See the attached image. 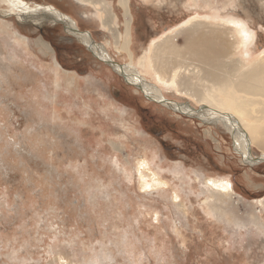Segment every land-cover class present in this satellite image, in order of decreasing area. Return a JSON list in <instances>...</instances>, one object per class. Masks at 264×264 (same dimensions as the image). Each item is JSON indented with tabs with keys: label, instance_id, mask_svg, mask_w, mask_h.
<instances>
[{
	"label": "rangeland",
	"instance_id": "rangeland-1",
	"mask_svg": "<svg viewBox=\"0 0 264 264\" xmlns=\"http://www.w3.org/2000/svg\"><path fill=\"white\" fill-rule=\"evenodd\" d=\"M106 1L115 15L112 31L75 0L17 4L72 19L113 63L132 62L165 100L196 110L152 73L154 43L177 34L182 47L184 26L196 20L229 26L237 40H247L237 32L241 22L249 32L243 58L264 54V0H128L127 16L118 0ZM9 2L0 5V264H264V207L256 204L264 199V161L244 164L219 124L146 99L61 24L30 12L35 22L20 21L5 12ZM126 21L131 60L118 51ZM250 147L254 159L262 155ZM141 157L164 186L140 189ZM204 179L228 180L255 199L235 191L227 216L212 214ZM174 192L182 206L171 199Z\"/></svg>",
	"mask_w": 264,
	"mask_h": 264
},
{
	"label": "bare ground",
	"instance_id": "bare-ground-1",
	"mask_svg": "<svg viewBox=\"0 0 264 264\" xmlns=\"http://www.w3.org/2000/svg\"><path fill=\"white\" fill-rule=\"evenodd\" d=\"M13 1L12 8L5 11L8 15L16 13L20 21L35 22L36 19L29 18L30 13H40V17L47 25L61 24L65 33L78 39L95 58L113 63L104 47L97 45L88 32L79 31L72 19L50 7L27 8L22 2L20 6L17 4L18 0ZM75 2L91 6L98 13V20L103 29L112 31L115 28L113 26L115 15H112L106 0H75ZM7 4L11 5L9 0L0 2V5ZM118 4L127 16L128 0H118ZM239 25L243 26L241 22ZM241 26L237 28L239 29L237 32H241L248 40L249 32ZM5 27L9 29L8 24ZM128 27L129 21H126V31L121 36L123 42L118 51L125 52L131 60ZM121 37L115 36V40H121ZM183 37L182 47L177 45V34L166 35L154 43L152 50L150 49V67L162 86L178 93L183 99L194 101L200 107L199 110L187 103L178 104L165 100L159 85L147 82L132 62L124 66L112 64V68L126 83L138 88L146 99H151L174 112L195 117L203 123L219 124L234 139V150L242 157L244 164L252 165L264 161V54L248 62L249 59L243 58V55L249 56L247 40L245 38V40H241L242 38L237 40L235 29L221 24L193 21L190 25L184 26ZM37 45L43 51L50 52L45 42L39 40ZM145 57L143 55L138 61L142 68ZM53 66L59 68L55 60ZM67 82L68 85H74L72 79H68ZM251 145L257 146L262 151V155L257 159L250 154ZM135 172L140 189L144 192L148 193L165 185L158 169L155 171L149 169V164L143 157L137 159ZM200 184L203 186L201 193L205 195L208 212L225 218L226 208L231 203L232 195L235 194L232 183L224 179L220 181L204 179ZM171 199L176 205L182 206L176 192ZM256 204L264 207V199L256 200ZM256 217L255 215L253 222L260 226Z\"/></svg>",
	"mask_w": 264,
	"mask_h": 264
},
{
	"label": "trees",
	"instance_id": "trees-1",
	"mask_svg": "<svg viewBox=\"0 0 264 264\" xmlns=\"http://www.w3.org/2000/svg\"><path fill=\"white\" fill-rule=\"evenodd\" d=\"M55 53H56V51H55ZM56 60H57V62L63 67V68H65L66 69V66L63 64V62L60 60V58L58 57V55H57V53H56ZM145 124V123H144ZM146 126V125H145ZM233 188L235 189V191H236V193H237V190H236V188L233 186ZM238 194V193H237ZM238 195H240V196H242V194H238ZM244 196V195H243ZM242 196V197H243ZM243 198H246V199H248V200H252V199H255V198H248V197H246V196H244Z\"/></svg>",
	"mask_w": 264,
	"mask_h": 264
},
{
	"label": "water",
	"instance_id": "water-1",
	"mask_svg": "<svg viewBox=\"0 0 264 264\" xmlns=\"http://www.w3.org/2000/svg\"><path fill=\"white\" fill-rule=\"evenodd\" d=\"M99 61H101V62H103L104 64H106V65H108L109 67H111L112 68V64H115V63H112L111 61H108V62H105V61H103V60H99ZM116 65V64H115ZM113 69V68H112ZM123 78V77H122ZM128 85H130V86H133V87H135L134 85H132V84H129V83H127ZM136 88V87H135Z\"/></svg>",
	"mask_w": 264,
	"mask_h": 264
}]
</instances>
